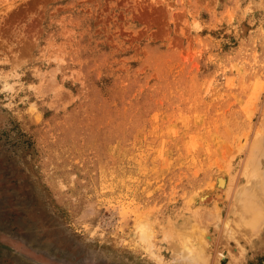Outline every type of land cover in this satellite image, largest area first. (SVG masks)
Returning a JSON list of instances; mask_svg holds the SVG:
<instances>
[{
	"label": "rangeland",
	"instance_id": "rangeland-1",
	"mask_svg": "<svg viewBox=\"0 0 264 264\" xmlns=\"http://www.w3.org/2000/svg\"><path fill=\"white\" fill-rule=\"evenodd\" d=\"M0 264H264V0H0Z\"/></svg>",
	"mask_w": 264,
	"mask_h": 264
},
{
	"label": "bare ground",
	"instance_id": "bare-ground-1",
	"mask_svg": "<svg viewBox=\"0 0 264 264\" xmlns=\"http://www.w3.org/2000/svg\"><path fill=\"white\" fill-rule=\"evenodd\" d=\"M146 234V233H145ZM200 238V237H199ZM202 240V239H201ZM208 245V244H207ZM192 249V248H191ZM221 258H223V257H221Z\"/></svg>",
	"mask_w": 264,
	"mask_h": 264
}]
</instances>
